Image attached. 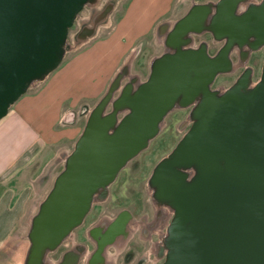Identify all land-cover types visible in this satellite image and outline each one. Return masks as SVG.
<instances>
[{"label": "water", "instance_id": "1", "mask_svg": "<svg viewBox=\"0 0 264 264\" xmlns=\"http://www.w3.org/2000/svg\"><path fill=\"white\" fill-rule=\"evenodd\" d=\"M100 4L0 0V121L61 65L75 48L69 34L80 13ZM160 34L164 50L150 60L148 76L133 73L130 57L88 111L64 168L30 218L24 264H52L50 255L109 198L120 172L178 109L189 110L182 123L189 128L148 179L155 208L170 212L159 244L163 264H264V63L257 80L249 64L264 48V0L194 1ZM206 34L210 39H199ZM239 68L231 85L214 87ZM122 227L112 226L111 241ZM81 254L61 264H78Z\"/></svg>", "mask_w": 264, "mask_h": 264}, {"label": "crops", "instance_id": "2", "mask_svg": "<svg viewBox=\"0 0 264 264\" xmlns=\"http://www.w3.org/2000/svg\"><path fill=\"white\" fill-rule=\"evenodd\" d=\"M194 1L209 0H128L123 7L114 2L108 20L73 55L75 61L58 75L53 76L52 72L38 84V89L20 98L17 111L0 125V138L5 136L0 141V246L25 211L30 171L44 164L50 152L60 149V144H75L85 126L80 121L84 119L86 123L92 103L105 93L104 85L108 88L128 55L145 45L152 34V45L163 44L160 28L184 15ZM160 53L153 54L150 60ZM95 85L99 89L94 90ZM77 87L83 92L78 94ZM8 138L10 143H6ZM70 149L67 146L64 159Z\"/></svg>", "mask_w": 264, "mask_h": 264}, {"label": "rangeland", "instance_id": "3", "mask_svg": "<svg viewBox=\"0 0 264 264\" xmlns=\"http://www.w3.org/2000/svg\"><path fill=\"white\" fill-rule=\"evenodd\" d=\"M107 1L115 2V4H119L123 7L128 0H101V4L104 5ZM91 11H93V9L90 8L82 10L79 18L71 28L69 43L75 48L68 52L61 65L53 71V76L58 75L61 69L69 67L70 63L75 61L73 55L84 47L83 43L77 39V35L83 25V22L89 17ZM184 12L185 11L183 10L181 14H184ZM181 14L179 16H181ZM205 39H210V36L206 35ZM153 42H155V34H152L151 39H149L145 45L142 47L139 46L138 49H134L125 60L126 62L127 59L132 57V60L134 61L132 65L133 73H140L143 78H146L149 74V60L151 56L164 50L163 44L152 45ZM217 48L218 46H212V52H215ZM263 63L264 48L253 53L249 61V64L255 69L254 80H257L260 77ZM239 73L240 70L233 74L220 75L217 78L214 87H228L235 81ZM99 85H101V88L103 87L101 81H99ZM38 87L39 85L31 88L28 92H33L38 89ZM98 87L99 86L95 85L93 89H99ZM104 88V90H107V85H104ZM76 91L78 94L83 92V90L80 91L78 87L76 88ZM19 100L10 108L8 115L17 111ZM96 102L92 103V107L96 104ZM188 111V109H178L167 117L163 130L151 141L149 148L134 158L120 172L118 178L110 187L109 198L105 202L95 204L92 213H90L87 218L86 226H89L88 224L96 221L101 215L106 214L108 216H114L117 212L124 208L133 209L138 218L146 214L149 216L153 214L155 205L151 198V190L148 187V179L157 163L175 148L183 134L188 130L189 124L182 128V123L185 121ZM7 116L0 121V125H2V122ZM80 124L85 125V120L82 119ZM4 139L5 136L1 137L0 141H4ZM10 141L11 138H8L6 143H10ZM73 144V142L66 145L60 144V149L58 151L50 152V154L46 157L44 164L35 167L34 171H30L28 176L30 190L27 205L20 220L12 231V234L8 240L0 246V264L24 263L30 244L29 239L27 238L30 227V218L38 210L40 201L45 198L47 193L52 188L58 173L64 168V154L67 150V146L71 148L70 150L73 149ZM16 152L17 149L13 151V154H16ZM138 239L139 237L136 235V237L132 240L131 245H140ZM148 250L149 244L140 250L139 253L145 255ZM119 254L120 253L117 250L109 251V256L114 257V260H117V262L121 264L122 255ZM51 257H53V255ZM151 261H154L153 256L151 257ZM163 261L164 259L158 264H162Z\"/></svg>", "mask_w": 264, "mask_h": 264}, {"label": "flooded vegetation", "instance_id": "4", "mask_svg": "<svg viewBox=\"0 0 264 264\" xmlns=\"http://www.w3.org/2000/svg\"><path fill=\"white\" fill-rule=\"evenodd\" d=\"M113 3L109 1L103 9L91 11L89 17L83 22L77 39H80L81 35L100 18L101 12L113 6ZM206 35L199 37V39H205ZM215 46L219 47L220 44ZM234 59L237 60V56H234ZM243 69L239 68L238 70L242 72ZM88 216L84 223L76 228L72 235L50 255L49 261L52 264H61L66 260H70L77 252L82 253L78 264H119L117 260H114V257L109 256L110 250L119 251V255H122L121 264H154V262L158 264L162 262L163 258L160 256L159 244L169 221L170 212L167 208L164 207L158 211L154 207V212L151 216L146 214L139 218L135 215L133 209L124 208L114 216L101 215L96 221L86 226ZM113 225H122L123 227L119 231L121 229L123 231L119 232L114 241H111L109 230L112 229ZM136 235L139 237L138 242L140 245L133 246L131 242ZM148 244V252L145 255L140 254L139 251ZM52 255L54 258L51 257ZM152 256L154 261H151Z\"/></svg>", "mask_w": 264, "mask_h": 264}, {"label": "bare ground", "instance_id": "5", "mask_svg": "<svg viewBox=\"0 0 264 264\" xmlns=\"http://www.w3.org/2000/svg\"><path fill=\"white\" fill-rule=\"evenodd\" d=\"M135 226V225H134ZM123 248V247H122Z\"/></svg>", "mask_w": 264, "mask_h": 264}, {"label": "clouds", "instance_id": "6", "mask_svg": "<svg viewBox=\"0 0 264 264\" xmlns=\"http://www.w3.org/2000/svg\"><path fill=\"white\" fill-rule=\"evenodd\" d=\"M154 264H155V262H154Z\"/></svg>", "mask_w": 264, "mask_h": 264}]
</instances>
